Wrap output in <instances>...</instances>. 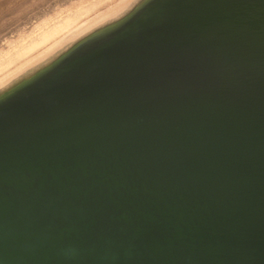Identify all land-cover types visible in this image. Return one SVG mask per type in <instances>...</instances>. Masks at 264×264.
I'll use <instances>...</instances> for the list:
<instances>
[{
    "label": "water",
    "instance_id": "water-1",
    "mask_svg": "<svg viewBox=\"0 0 264 264\" xmlns=\"http://www.w3.org/2000/svg\"><path fill=\"white\" fill-rule=\"evenodd\" d=\"M0 264H264V0H130L2 85Z\"/></svg>",
    "mask_w": 264,
    "mask_h": 264
},
{
    "label": "bare ground",
    "instance_id": "bare-ground-1",
    "mask_svg": "<svg viewBox=\"0 0 264 264\" xmlns=\"http://www.w3.org/2000/svg\"><path fill=\"white\" fill-rule=\"evenodd\" d=\"M129 1H88L61 18L40 21L32 31L0 51V87Z\"/></svg>",
    "mask_w": 264,
    "mask_h": 264
},
{
    "label": "rangeland",
    "instance_id": "rangeland-1",
    "mask_svg": "<svg viewBox=\"0 0 264 264\" xmlns=\"http://www.w3.org/2000/svg\"><path fill=\"white\" fill-rule=\"evenodd\" d=\"M88 1L93 0H0V51L40 21L61 18Z\"/></svg>",
    "mask_w": 264,
    "mask_h": 264
}]
</instances>
